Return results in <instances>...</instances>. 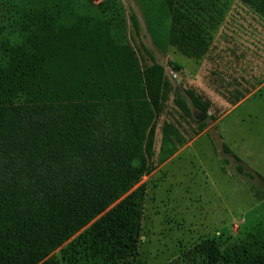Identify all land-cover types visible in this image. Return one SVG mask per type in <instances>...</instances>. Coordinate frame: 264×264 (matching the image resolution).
Returning a JSON list of instances; mask_svg holds the SVG:
<instances>
[{
    "label": "trees",
    "instance_id": "obj_1",
    "mask_svg": "<svg viewBox=\"0 0 264 264\" xmlns=\"http://www.w3.org/2000/svg\"><path fill=\"white\" fill-rule=\"evenodd\" d=\"M10 1L0 0V264H51L48 255L84 229L81 264H130L144 203L138 183L150 170L140 149L142 128L122 107L161 113L169 88L163 69L152 64L138 71L119 0H102L91 15L72 13L59 1L21 0L16 7ZM239 1L264 19V0ZM151 2L169 17L168 42L200 55L209 30L202 26L228 0ZM11 14L23 23L17 29L11 30ZM146 16L156 32V12L150 8ZM130 23L138 29L134 14ZM118 64L128 77L116 82ZM135 87L137 102L112 97ZM194 252L200 264L220 263L214 241ZM242 261L264 264V254Z\"/></svg>",
    "mask_w": 264,
    "mask_h": 264
},
{
    "label": "rangeland",
    "instance_id": "obj_2",
    "mask_svg": "<svg viewBox=\"0 0 264 264\" xmlns=\"http://www.w3.org/2000/svg\"><path fill=\"white\" fill-rule=\"evenodd\" d=\"M20 1L10 3L16 7ZM52 1L72 13L91 15L102 0ZM119 1L138 71L161 66L169 87L157 115L140 112L136 104L122 107L129 121L142 128L140 149L144 169L150 170L138 183L145 190L144 203L136 258L130 264H200L194 248L209 241L218 247L219 264H242L250 254L263 255L264 184L254 175L264 179V19L239 0H228L202 26L209 29L205 51L184 54L168 42L169 17L154 2ZM150 8L156 12V32L146 24ZM10 20L11 30L23 24L12 14ZM114 73L116 82L128 77L121 64ZM135 91L122 98L117 91L112 97L118 103L137 102ZM189 93L207 107L205 112L193 106ZM233 156L252 178L238 172ZM84 230L45 260L81 264Z\"/></svg>",
    "mask_w": 264,
    "mask_h": 264
},
{
    "label": "crops",
    "instance_id": "obj_3",
    "mask_svg": "<svg viewBox=\"0 0 264 264\" xmlns=\"http://www.w3.org/2000/svg\"><path fill=\"white\" fill-rule=\"evenodd\" d=\"M244 100H245V98H242V99L239 100L240 102L239 101L234 102V104H232V109H234L236 106L239 105V104L237 105V103H242V101H244Z\"/></svg>",
    "mask_w": 264,
    "mask_h": 264
}]
</instances>
